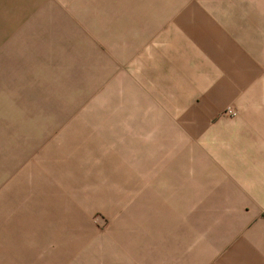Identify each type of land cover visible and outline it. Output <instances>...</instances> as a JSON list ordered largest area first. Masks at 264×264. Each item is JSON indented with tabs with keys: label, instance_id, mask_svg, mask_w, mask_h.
Wrapping results in <instances>:
<instances>
[{
	"label": "crops",
	"instance_id": "1",
	"mask_svg": "<svg viewBox=\"0 0 264 264\" xmlns=\"http://www.w3.org/2000/svg\"><path fill=\"white\" fill-rule=\"evenodd\" d=\"M49 2L63 4L59 19ZM104 2L24 5L20 32L36 29L35 46L60 44L65 33L70 46L82 39L91 48L72 51L68 96H52L46 128L25 145L34 149L18 151L24 158L0 171V179H13L0 187V264H264V105L241 106L264 91L256 19L228 18L216 0H157L153 12L137 9L116 24L115 7ZM229 22L237 27L221 30ZM85 86L83 95L73 93ZM233 102L249 120L215 122ZM195 147L210 153L186 160ZM52 177L163 180L179 204L128 202L105 233L89 234L95 226L83 218L72 219L66 234L44 235L38 218L12 206L11 194L28 179L41 186Z\"/></svg>",
	"mask_w": 264,
	"mask_h": 264
},
{
	"label": "rangeland",
	"instance_id": "2",
	"mask_svg": "<svg viewBox=\"0 0 264 264\" xmlns=\"http://www.w3.org/2000/svg\"><path fill=\"white\" fill-rule=\"evenodd\" d=\"M33 1L0 0V171L3 169L7 171V166L12 163V160H17L18 157L24 158V155L18 153V151L34 149L25 145L32 142L29 140L34 138L37 133H41L42 127L43 129L46 128L49 122L52 96L60 99V101H62V98L68 96L67 88L65 87L70 84L71 68L74 70L70 58L73 54L72 51L76 48L79 52H88L91 48V46H85L89 40L82 39L76 42L79 46H70L71 38L68 35H64L65 33L58 38L60 44L54 46H35V43L40 41L38 40L40 37L36 29H33L31 31L33 34H28L27 37H24L20 32L24 30L20 28L23 23V20L20 22L21 17L26 12L24 5L30 10ZM45 1L43 0V3ZM104 1V4L108 5L107 10L115 7L110 15L114 17L113 22L116 24L125 20V18L129 20L132 11H136L137 9L152 11L157 6H160V3L155 2L157 0ZM216 1L220 5V10L226 11L228 18H237L239 16L238 12H241V17L243 18L250 17L254 20L256 19L260 34L264 36V0ZM24 2L27 3L24 4ZM194 4V2L186 3V5ZM38 5H40V2ZM49 5L52 7L49 9L52 11V15L55 19H59L60 16L57 14L61 10L60 7L56 6L62 7L63 4L49 2L45 6ZM170 5L173 6L174 4L171 3ZM200 5L204 7L211 4L200 3ZM195 7L188 8V18H195V13L192 12L195 10ZM62 11H65V9L62 8ZM207 15L210 17V12ZM198 17L203 18L201 15H198ZM66 23L61 20L65 32ZM230 26L237 27L236 23L229 22L226 27L223 28L222 26L221 30L227 32ZM243 26L246 28L245 25ZM44 28L45 31L43 33L49 34L50 29ZM122 29H124V25ZM244 42L249 44L248 40ZM261 42H263L262 37ZM247 44H244V46ZM99 48L104 50L106 47L99 46ZM261 53L262 50L259 51L258 55ZM85 92L86 86L85 88H77L73 91L75 95H83ZM257 94L258 98L251 99L250 102L248 100L242 101L241 106L244 107L243 110H245V107L264 105V91L257 92ZM66 101L72 102L73 99L70 97ZM227 105V107L235 110L236 114L228 115L223 111L216 116L215 122L249 120L250 115L248 114L244 116L238 115L241 108L239 104L233 102ZM42 113H45L42 115L44 124L40 126V123L43 121H38V118H41ZM141 149L145 151L146 147H142ZM199 151L201 152L199 153ZM209 153V147L188 148L186 160L189 161L196 157L197 160L199 155H209ZM16 156L17 159L15 158ZM33 159L35 158L32 154L27 158V164H30ZM44 164H50L54 169L53 163L45 162ZM179 164L180 161H178L177 166L171 163L172 167L170 170H176V167L179 168ZM44 173L50 175L48 170L45 171V168ZM12 180V178H7L6 180L0 179V187L2 189L8 187L13 182ZM34 180L28 179L25 187H16L18 193L11 194L12 206H15L13 204L20 206L22 213H25L27 219L36 220L38 218V222L42 223L44 235L58 232L59 234H66L67 225L71 224L72 219H74L76 224L77 220L83 218H90L95 226L89 227V234L105 233L113 223L112 217H115V214L122 210L121 207L128 205V202H154L159 206L164 203L171 205L175 203V205L179 204L178 196L166 192L163 180L158 179L154 181L144 180L143 178L86 180L81 178L52 177L44 178L41 186L38 182L35 183L37 180ZM14 189L12 188L11 190L13 191ZM38 208H42L41 217L36 215ZM173 213L176 217L177 212ZM31 224L34 225L33 222ZM28 229L34 230V227Z\"/></svg>",
	"mask_w": 264,
	"mask_h": 264
},
{
	"label": "built area",
	"instance_id": "3",
	"mask_svg": "<svg viewBox=\"0 0 264 264\" xmlns=\"http://www.w3.org/2000/svg\"><path fill=\"white\" fill-rule=\"evenodd\" d=\"M224 111H225V114H228V115H235L236 114V111L233 110L231 107H227Z\"/></svg>",
	"mask_w": 264,
	"mask_h": 264
}]
</instances>
